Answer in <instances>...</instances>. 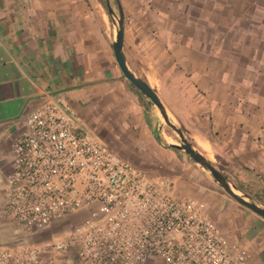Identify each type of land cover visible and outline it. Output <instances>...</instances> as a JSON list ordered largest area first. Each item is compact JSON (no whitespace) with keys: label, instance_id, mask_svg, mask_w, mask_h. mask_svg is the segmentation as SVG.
<instances>
[{"label":"crops","instance_id":"crops-1","mask_svg":"<svg viewBox=\"0 0 264 264\" xmlns=\"http://www.w3.org/2000/svg\"><path fill=\"white\" fill-rule=\"evenodd\" d=\"M120 1L127 63L157 91L170 119L206 157L211 151L225 164L236 158L264 176V150L257 144L264 136L262 97L258 91L244 94L245 79L237 84L227 75L228 59L221 56V45H212L211 29L205 27L210 21L203 17L197 23L195 0ZM116 35L106 0H0V244L16 229L1 214V191L24 118L47 92L76 110L91 100L92 87L121 76ZM119 122L137 154L124 151L125 157L150 169V157L159 161L163 155L151 119L136 111ZM209 190L202 197L227 240L244 245L253 264H264V218Z\"/></svg>","mask_w":264,"mask_h":264},{"label":"built area","instance_id":"built-area-1","mask_svg":"<svg viewBox=\"0 0 264 264\" xmlns=\"http://www.w3.org/2000/svg\"><path fill=\"white\" fill-rule=\"evenodd\" d=\"M12 154L2 216L29 234L80 220L44 243L0 245V264H253L205 201L167 191L172 180L125 157L50 92Z\"/></svg>","mask_w":264,"mask_h":264},{"label":"rangeland","instance_id":"rangeland-1","mask_svg":"<svg viewBox=\"0 0 264 264\" xmlns=\"http://www.w3.org/2000/svg\"><path fill=\"white\" fill-rule=\"evenodd\" d=\"M113 4L117 14L114 21L118 29L119 9L116 1ZM195 9L197 23H203L199 21L203 17L206 18V23L210 21V25L205 24V27L211 29L212 45L217 49L221 45V56L228 59L227 75L237 84L243 77L245 83L241 91L244 94L258 91L262 97L260 106L264 107V0H195ZM200 26L202 25H197ZM213 49L216 50L214 47ZM116 65L119 67L118 63ZM117 71L121 76L113 79V83L92 87L91 100L82 102L80 108L75 110L83 117L88 129L121 154L128 151L137 155L131 147L129 134L119 121L122 117L133 116L136 111H140L151 119L155 126L153 133L160 137L163 146V155L158 157L159 161L155 158L156 155L151 156L150 164L147 165L150 169L147 170L154 176H165L173 181L174 184L167 186V191H180L181 194L176 195L194 196L205 201L209 214L208 202L202 197L203 191H211L209 188L225 194L231 201L241 205L225 192L210 171L195 163L185 151L169 147L171 142L165 136L171 137L174 143L181 144L178 133L167 125L158 107L150 105L148 98L141 96L139 90L124 78L121 69ZM176 125L180 127L179 124ZM263 139L264 136H260L257 143L262 150ZM211 154L210 151L209 159L228 177L231 185L244 189L238 190L241 195L264 206V176L260 171L255 172L257 169H252L250 164H240L234 156L236 161L233 159L232 163H217V159ZM78 220L80 217L70 218L43 232L30 235L19 228L17 230L16 226L13 235L11 233L12 238L4 240L0 245H13L18 240L29 244L44 243L69 230L70 225ZM150 264L163 263L152 261Z\"/></svg>","mask_w":264,"mask_h":264},{"label":"water","instance_id":"water-1","mask_svg":"<svg viewBox=\"0 0 264 264\" xmlns=\"http://www.w3.org/2000/svg\"><path fill=\"white\" fill-rule=\"evenodd\" d=\"M112 0H106V6L109 13L117 18V14L112 5ZM119 9V17H118V29L116 40L113 43V49L116 56V60L119 68L124 74L125 78L129 80L140 92L141 96H145L148 98V102L150 105H155L160 110L162 116L164 117L165 122L169 125L174 131L178 133L181 138L182 143L176 144L171 143L169 145L172 149L183 150L190 156V158L197 164L201 165L208 171L212 173L215 180L220 184V186L225 190V192L231 196L234 200L240 203L242 206L250 209L256 214L260 215L264 218V206H261L257 202L250 201L247 196L241 195L235 191L228 177L224 175L201 151H199L194 144L187 138L185 134V130L182 127L177 126L171 119L167 112V109L159 97L157 91L153 89L150 84L138 76L131 70L127 63V58L124 51L125 44V12L123 9V5L120 0H116ZM240 191V190H239Z\"/></svg>","mask_w":264,"mask_h":264},{"label":"bare ground","instance_id":"bare-ground-1","mask_svg":"<svg viewBox=\"0 0 264 264\" xmlns=\"http://www.w3.org/2000/svg\"><path fill=\"white\" fill-rule=\"evenodd\" d=\"M152 83H153V82H152ZM167 133H168V132H167ZM163 136H164V135H163ZM165 138H166V140L170 141L171 143H174V141L171 139V137H169V136L166 135ZM205 145H206V144H205ZM201 146H202V145H201ZM202 149H203V148H202ZM203 152H204V151H203ZM212 154H213V153H212ZM212 154H211V155H212ZM207 158H209V157H207ZM235 191H236L237 193H239L238 190L235 189ZM239 194H240V193H239Z\"/></svg>","mask_w":264,"mask_h":264},{"label":"trees","instance_id":"trees-1","mask_svg":"<svg viewBox=\"0 0 264 264\" xmlns=\"http://www.w3.org/2000/svg\"><path fill=\"white\" fill-rule=\"evenodd\" d=\"M133 85V84H132ZM134 86V85H133ZM135 87V86H134ZM136 88V87H135ZM157 139L159 140V141H161V139H160V137H157ZM239 189L240 190H244V189H242V187H239Z\"/></svg>","mask_w":264,"mask_h":264}]
</instances>
